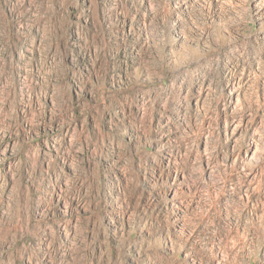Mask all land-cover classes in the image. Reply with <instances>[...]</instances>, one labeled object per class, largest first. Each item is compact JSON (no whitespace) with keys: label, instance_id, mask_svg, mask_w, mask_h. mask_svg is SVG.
Returning a JSON list of instances; mask_svg holds the SVG:
<instances>
[{"label":"rangeland","instance_id":"1","mask_svg":"<svg viewBox=\"0 0 264 264\" xmlns=\"http://www.w3.org/2000/svg\"><path fill=\"white\" fill-rule=\"evenodd\" d=\"M0 264H264V0H0Z\"/></svg>","mask_w":264,"mask_h":264},{"label":"bare ground","instance_id":"2","mask_svg":"<svg viewBox=\"0 0 264 264\" xmlns=\"http://www.w3.org/2000/svg\"><path fill=\"white\" fill-rule=\"evenodd\" d=\"M181 218V217H180ZM180 231V230H179Z\"/></svg>","mask_w":264,"mask_h":264}]
</instances>
